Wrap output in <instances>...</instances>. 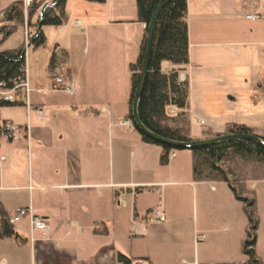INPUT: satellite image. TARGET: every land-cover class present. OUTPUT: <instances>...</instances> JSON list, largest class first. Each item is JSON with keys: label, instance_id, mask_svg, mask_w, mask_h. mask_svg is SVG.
<instances>
[{"label": "crops", "instance_id": "0c3cea01", "mask_svg": "<svg viewBox=\"0 0 264 264\" xmlns=\"http://www.w3.org/2000/svg\"><path fill=\"white\" fill-rule=\"evenodd\" d=\"M72 1L70 9L66 4V24L43 32L51 38L47 67L53 52L66 54L54 74L73 79L72 99L64 102L61 97L68 94L52 90L54 75L46 67L44 79L34 80L37 86L28 81L29 110L23 105L0 110V207L9 215L10 206L29 210L49 228L35 231L29 218L22 220L26 229L14 225L24 241H1L0 264H119V254L141 260L137 264L246 262L243 203L224 183L194 180L189 152L174 153L151 175L152 169L143 168L144 181H125L123 156L132 164L136 154L151 153L160 164L162 155L160 146L144 144L133 128L122 125L129 121L131 88L124 71L138 59L144 25L137 23L135 0ZM16 2L22 0H0V16ZM186 5L189 63L179 81L189 84L192 141L204 140L203 130L223 134L231 123L263 130L264 0H186ZM83 28L108 44L119 34L125 64L101 57L99 78L83 73V62L74 67L72 48L88 54ZM235 106L254 109L239 119ZM194 119L204 128L201 135L194 134ZM7 123L18 128L15 142L3 135ZM249 190L258 222L254 253L264 263V181ZM155 195L156 203L149 199ZM156 209L165 215L161 225L148 218Z\"/></svg>", "mask_w": 264, "mask_h": 264}, {"label": "trees", "instance_id": "16d2710c", "mask_svg": "<svg viewBox=\"0 0 264 264\" xmlns=\"http://www.w3.org/2000/svg\"><path fill=\"white\" fill-rule=\"evenodd\" d=\"M88 4L103 5L106 0H81ZM161 0H135L137 23L144 25V34L139 47V56L134 63L128 65L130 74V101L127 119L131 122V106L136 84L139 78L147 28L151 16ZM49 4L43 14V27H62L67 22V0H32L26 16L22 2H16L5 9L0 16V45L25 25L36 32L39 14L44 5ZM26 17V18H25ZM186 0H171L161 11L154 32V43L151 52L148 74L139 103V117L142 124L151 132L163 138L190 142L189 118V84L180 82L179 74L189 63L188 25L186 21ZM32 38V37H31ZM30 38V39H31ZM46 37L41 30L32 41L30 48L37 50L44 46ZM23 47L15 50H0V84L11 86L13 81L23 77L21 69L25 67V55L21 58ZM66 54L52 53L48 63V73L54 75L56 69L63 64ZM171 67L165 70L164 66ZM22 105L20 103H0V107ZM174 110L169 114L168 110ZM132 124V123H131ZM133 127V125H132ZM133 131L137 130L133 127ZM138 133V132H137ZM141 141L148 145H157L138 133ZM254 134L264 140V129L258 130L240 124H226L223 134L203 130L205 139L221 135ZM160 146V145H157ZM162 155L160 165L167 166L174 150L160 146ZM191 166L193 179L199 182L224 183L235 198L243 203L248 219V230L244 242V250L248 260L244 263L231 264H264L254 253L258 222L255 216V200L249 185L264 181V150L249 141H235L228 144L193 149ZM9 215L0 207V242L24 240L16 233L14 225L9 222ZM119 264H137L141 260H132L118 255Z\"/></svg>", "mask_w": 264, "mask_h": 264}, {"label": "rangeland", "instance_id": "374dc122", "mask_svg": "<svg viewBox=\"0 0 264 264\" xmlns=\"http://www.w3.org/2000/svg\"><path fill=\"white\" fill-rule=\"evenodd\" d=\"M75 1L76 2L85 3L84 1H81V0H75ZM73 2L74 1H72V0L68 1V3H67L68 4V9H70V5ZM29 7H25L24 4H23V9H24L25 16H26L27 9H29ZM53 28L54 27H52V29ZM42 29H43L42 30L43 32H46V34L49 35L48 30H50V27H43ZM82 30H83V32H82L83 33V39L85 41L87 39V43H85V47L88 48L87 49L88 50V54H87V56L83 57L80 54V52H79L77 47L72 48L73 63H74L73 65H74V67H75V65L79 66V62H83L84 68L83 69L81 68V71L83 73H85V74L87 73V76H89L91 73H93L94 76H97L99 78L101 73H102V69H101V66H100V65H102L101 57L108 56V57L111 58V60H113L116 63H118L120 61L121 62L123 61V63L125 64V62H126L125 61V55H124V52H122L123 51V45H122V43L120 41V35L119 34H117V38L116 39H112L111 38V40H109V44H108L106 39L104 40V42H101V39L99 38L98 32L94 33L90 29V30H88V33H87V29L83 28ZM46 38L47 39L45 41L44 46L40 47L39 49L33 50L32 48H26V44H25V40H24V30H23V28H19L14 34H12V36H10L7 40H5L0 45V50L1 51H7V50H12V49L15 50V49H20L22 47H23V49L26 48V53H25L26 77H27L28 81L29 80H33L32 84H31L33 86L36 85V83H38V79H44V77H45V70H46V67H47V57H49L47 53H50L49 48L51 46L50 45L51 38L49 36L48 37L46 36ZM113 38H115V36ZM70 57H72L71 54H70ZM126 57H127L129 62H132L130 60L133 57V52L131 50H129L126 53ZM59 68H62V66L58 67L56 70H59ZM117 74H118V71H117ZM62 75H64V74H62ZM30 77H31V79H30ZM34 77H35V79H34ZM53 77H56V75L54 74ZM128 77L130 79V74L128 72V67H126V71H124L125 83L128 82V80H127ZM34 80L36 81V83H35ZM33 86L31 87V90L33 89ZM74 90H75V88H74ZM61 98H62L61 99L62 101L68 102V103L72 99L70 97V95L69 96L68 95H64V97H61ZM245 107L246 108H241V106H235V108L237 109L234 112L236 117H238L239 119H246L247 115H249L248 109H250V110L254 109L253 106H245ZM17 108H22V106L21 107H17ZM2 109L3 110H11L12 108L2 107L0 110H2ZM193 121L195 123L194 128H193L194 134L201 135V131L204 128L202 129V127L199 124L196 123L195 119ZM136 134H138V133H136ZM138 136H140V135L138 134ZM182 152H189V154H190V151H187V150H183V151L174 150L175 154H181ZM140 154H136L137 155L136 159L132 162V164H130V160H128V156L127 155L123 156V158H122V166H123V169L125 171H127L126 175L124 174V176H123L125 181H128V182L144 181V180L148 179L147 178L148 175H147L146 172L143 173L144 172L143 168H147V170L152 169V171H148V172L149 173L150 172L154 173V169H155L156 165L160 166L159 158L156 161L154 159V157H151V155H152L151 153L150 154H146L144 156L143 155L141 156ZM181 166H182V163H181ZM150 175H151V173H150ZM154 176H155V174H153L151 177H154ZM158 198H159L158 195L149 197L150 201H153L154 203H156L158 201ZM183 199H186V197L185 196L182 197V200ZM147 207H150V206H147ZM18 209H19L18 206L17 207L16 206H10L8 208V211L12 212L10 215L13 216L14 213ZM148 218L150 220H152L153 223L160 224V225L163 224V223H160V222L156 221L153 218L152 214L151 215L148 214ZM17 227L26 229L27 224L25 222L21 221V223L19 222V223L15 224V228H17Z\"/></svg>", "mask_w": 264, "mask_h": 264}, {"label": "water", "instance_id": "95a60500", "mask_svg": "<svg viewBox=\"0 0 264 264\" xmlns=\"http://www.w3.org/2000/svg\"><path fill=\"white\" fill-rule=\"evenodd\" d=\"M170 1L171 0H161L159 2V4L157 5L156 9L154 10L151 16V19H150V22L147 28L145 45H144V53L142 56L139 78L136 84V88H135L133 100H132V106H131V117H132L131 123L133 127L137 130L138 133L145 136L146 138L151 140L153 143L160 145V146H166L172 150L191 151L193 149L208 148V147L228 144V143L235 142V141H249L257 145L258 147H260L262 150H264V140L254 134L221 135L216 138L204 139L200 141L177 142V141H172V140L156 135L155 133L149 131L142 124L140 117H139L138 109H139V103H140V99L142 96V92L144 89L145 80L148 74V67H149L151 52H152L153 43H154V32L156 29L157 19L161 11L169 4ZM49 6L50 5L46 4L41 9L36 32L33 34L26 48H30L32 41L38 36L40 31L42 30L43 14H44L45 9ZM26 48L23 49L21 58L25 55Z\"/></svg>", "mask_w": 264, "mask_h": 264}, {"label": "built area", "instance_id": "2783aa9c", "mask_svg": "<svg viewBox=\"0 0 264 264\" xmlns=\"http://www.w3.org/2000/svg\"><path fill=\"white\" fill-rule=\"evenodd\" d=\"M22 3L25 7H29L32 3V0H22ZM247 19L255 20L259 19V17L255 16H247ZM33 32L28 29L27 26L24 28V40L26 47L29 44L30 38L32 37ZM62 66V64H60ZM59 66V67H60ZM23 77L20 78L17 81H13L11 83V86H7L6 84H0V103H20L23 106H25L28 110L30 109L29 105V94H30V87L28 83V79L26 77V64L25 67L21 69ZM52 79V90H59L62 91L70 96L74 94V81L66 75H59L56 77L51 78ZM261 95L264 97V87L261 88ZM35 111L38 114L42 113V108H37ZM122 125L126 126L129 129H132V124L129 121H125L122 123ZM3 135L4 137L10 141L15 142L18 140V128H16L14 125L7 123L3 126ZM175 155L174 153L170 156V158H173ZM4 159L1 158L0 162ZM153 218L160 222H165V215L162 210L156 209L152 212ZM25 218H29L31 228L35 231H39L42 233L48 232L49 228L47 225V222L40 217H35L31 214L29 210L26 209H18L13 216L10 217L9 222L11 224H16L20 221H22ZM197 240L204 239V236H196Z\"/></svg>", "mask_w": 264, "mask_h": 264}]
</instances>
